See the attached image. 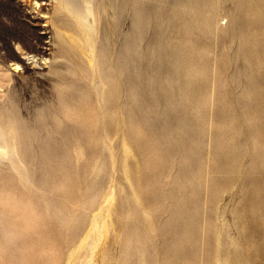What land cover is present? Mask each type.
<instances>
[{"label": "rangeland", "instance_id": "rangeland-1", "mask_svg": "<svg viewBox=\"0 0 264 264\" xmlns=\"http://www.w3.org/2000/svg\"><path fill=\"white\" fill-rule=\"evenodd\" d=\"M60 1L0 0V264H68L110 199L97 264H218V233L224 264H264V0H100L113 139L93 95L60 108L91 60Z\"/></svg>", "mask_w": 264, "mask_h": 264}, {"label": "bare ground", "instance_id": "bare-ground-1", "mask_svg": "<svg viewBox=\"0 0 264 264\" xmlns=\"http://www.w3.org/2000/svg\"><path fill=\"white\" fill-rule=\"evenodd\" d=\"M58 1V0H57ZM106 1V0H105ZM198 3L203 2V0H195ZM255 2L257 0H247V2ZM79 2V1H78ZM83 2V1H82ZM101 1L100 0H84V4L80 5V4H76L73 0H61L60 4L63 6L64 11H65V15L63 17L64 18V27L68 28L69 30H71L75 35H74V39L76 42H82L83 47H85V51L88 53V56L91 57L90 62L87 64L83 63L81 65H79L80 69L82 71V75L83 77L88 80L90 83L89 84H85L83 82L81 87H76V84L74 82H70L72 81L71 77H70V83L69 85L66 86L62 85V83H58L57 89L58 92L60 94L61 100L59 102L60 108L64 105V107L67 105V102H69V100H73L74 102H78V105L81 104L79 103L80 101L82 102V100H86L88 97L90 96H94L97 100V102L99 103V105L102 108V112H103V116H104V128L106 130V134L108 135V137L112 138V134L114 135V132L116 131L117 128H115L116 124H114L113 121H111V119L109 118L108 114L110 112H112V110L110 112H108L110 109L108 107L109 103L112 101V99L114 97H117V88L116 85L114 83V80L112 79V75L110 74V68L109 65L107 63H109V61L106 60L105 58V50L106 48H108V44L111 41L112 36H114V32L115 30L112 28L108 29L106 27H104V25H102L101 28H103L101 30L102 34L101 36V43L99 42V40L97 41V39L94 37V33L96 31V22H95V9L96 6L95 5H100ZM104 2V1H103ZM180 2V1H179ZM246 2V1H245ZM258 2V1H257ZM157 3V2H156ZM190 4V1L187 2V5ZM106 5V4H105ZM169 5V4H168ZM181 5V4H180ZM206 5V4H205ZM101 6V5H100ZM109 6L111 7L110 9H112L111 11L114 12V15L116 16V19H118V15L119 14V10L117 8V3L116 0H109ZM252 6V5H251ZM255 6V5H254ZM253 6V8H254ZM258 6V5H257ZM106 8V7H105ZM246 8V7H245ZM252 8V9H253ZM129 9V8H128ZM209 11V10H208ZM253 11V10H252ZM105 13V12H104ZM107 13V12H106ZM111 13V12H110ZM207 14V13H206ZM253 14V12H252ZM256 14V12H255ZM253 14V15H255ZM101 15V14H100ZM132 15V14H131ZM69 16V17H68ZM106 16V14H105ZM127 16V15H126ZM97 17V15H96ZM114 17V16H113ZM169 17V16H168ZM59 20L62 18L58 17ZM104 18V17H103ZM128 18V17H127ZM209 18V17H208ZM115 19V18H114ZM97 20V19H96ZM112 20V19H111ZM153 20V19H152ZM173 20V19H172ZM208 20V19H207ZM206 20V21H207ZM109 22V20H107ZM142 21V20H141ZM149 21V20H148ZM210 21V20H209ZM215 21V20H213ZM63 22V21H62ZM105 22V21H104ZM116 22V21H115ZM172 22V21H171ZM61 23V22H60ZM120 23V22H119ZM118 23V24H119ZM122 24V23H121ZM107 25V24H106ZM112 25V24H111ZM115 25V24H114ZM120 25V24H119ZM138 25V24H137ZM136 25V26H137ZM183 25V24H181ZM113 26V25H112ZM62 27V26H60ZM130 27V26H129ZM100 28V27H99ZM117 28V27H116ZM119 30V29H118ZM140 30V29H139ZM143 32H145L143 30ZM123 33V32H122ZM165 35V34H163ZM99 36V35H98ZM162 36V35H161ZM167 36V35H165ZM121 38V37H120ZM57 39V38H56ZM113 40L116 38H112ZM123 39V38H122ZM119 39L117 38V41ZM166 40V38H165ZM176 41V40H175ZM179 42V41H178ZM177 42V43H178ZM99 43V44H98ZM116 43V42H115ZM112 44V43H111ZM121 44V43H120ZM60 45V43L58 44ZM115 46V44H113ZM65 46V45H64ZM113 46V47H114ZM62 47V46H60ZM116 47V46H115ZM111 48V47H110ZM75 49V48H74ZM60 50V49H59ZM70 50V49H69ZM77 50V49H76ZM111 50V49H110ZM78 51V50H77ZM115 52V50H113ZM132 51V50H131ZM66 53V52H65ZM71 53V52H70ZM110 53V52H109ZM26 54V53H25ZM111 54V53H110ZM121 54H125L124 49L120 52V50L118 51V56ZM113 55V53H112ZM186 55V54H185ZM72 57V56H71ZM112 58V56H111ZM186 58V57H185ZM83 59V58H82ZM86 59V58H85ZM194 59V58H193ZM192 58L190 59V64H194V60ZM81 60V59H80ZM117 60V59H116ZM188 60V59H187ZM18 61V60H17ZM85 62V60H84ZM112 62V61H111ZM127 61H124L123 63L120 60L116 61V64L119 66L120 69H122L123 67H126L128 64ZM186 63V62H185ZM187 64V63H186ZM18 65V64H17ZM78 65V64H77ZM17 67V66H16ZM58 67V66H57ZM66 67V66H65ZM78 67V68H79ZM116 67V66H115ZM63 68V67H62ZM77 68V69H78ZM48 69V68H47ZM51 69V68H50ZM67 69L68 66H67ZM72 69V68H71ZM70 69V70H71ZM63 70L65 71V69L63 68ZM53 71V70H52ZM57 71V70H55ZM59 72V71H58ZM66 72V71H65ZM70 72V71H69ZM57 73V72H55ZM62 74V73H61ZM65 75V74H64ZM62 75V76H64ZM68 75V74H67ZM66 75V76H67ZM74 75V74H73ZM72 75V76H73ZM77 75V74H75ZM54 76V75H53ZM71 76V74L69 75ZM68 76V77H69ZM65 77V76H64ZM78 77V76H77ZM75 78V77H74ZM73 78V79H74ZM79 78V77H78ZM83 78V79H84ZM63 79V78H62ZM67 79V78H66ZM75 80V79H74ZM85 80V81H86ZM66 81V80H65ZM64 81V82H65ZM68 81V79H67ZM81 81V80H80ZM79 83V82H78ZM2 84V83H0ZM75 84V85H74ZM120 84V83H119ZM78 85V84H77ZM120 87V86H119ZM3 86H0V91L2 90ZM12 88V86H11ZM120 89V88H118ZM171 90V89H170ZM54 91V90H53ZM11 92V91H10ZM14 92V91H13ZM67 92H69V98L66 96L65 97V93L66 95ZM2 93V92H1ZM9 94V93H8ZM13 94V93H12ZM18 96V95H17ZM1 97V94H0ZM120 97V96H119ZM71 98V99H70ZM177 99V97H176ZM160 100V99H159ZM19 101V100H18ZM177 101V100H176ZM86 102V101H85ZM6 103V102H5ZM17 103V102H16ZM10 104V103H9ZM8 104V105H9ZM56 104V102H55ZM57 105V104H56ZM13 106V105H12ZM19 106V105H18ZM51 106V105H50ZM58 106V105H57ZM14 107V106H13ZM23 107V106H22ZM25 107V106H24ZM67 107V106H66ZM54 108V107H53ZM55 109V108H54ZM128 109V108H127ZM45 112V111H44ZM58 112V111H55ZM120 113V112H119ZM1 114V113H0ZM122 114V113H121ZM2 115V114H1ZM13 116V115H12ZM111 116V115H110ZM125 116V115H124ZM123 116V117H124ZM53 117V116H52ZM12 118V117H11ZM45 119V118H44ZM43 120V119H42ZM116 120V119H115ZM202 120V119H200ZM119 123V122H118ZM121 125H119L118 127H120ZM115 128V129H114ZM260 131V130H259ZM78 132V131H77ZM117 132V131H116ZM124 132V131H123ZM263 132V131H262ZM120 133V130L119 132ZM260 134V133H259ZM58 135V134H57ZM77 135V134H76ZM117 136V135H116ZM126 136V135H125ZM73 137V136H72ZM71 137V138H72ZM119 137V136H117ZM264 137V136H262ZM116 138V137H115ZM125 138V137H123ZM76 139V138H75ZM117 139V138H116ZM126 139V138H125ZM124 139L123 141V154L125 156V165L124 168L125 169V174L128 177L129 174V170L128 169V164H126V162H128V159H130L132 156H134V151L131 148V146L129 145V143ZM78 140V138H77ZM110 139H108L107 141H109ZM121 140V139H119ZM75 141V140H74ZM113 141V140H112ZM118 141V140H116ZM243 141V140H242ZM121 142V141H120ZM118 142V143H120ZM89 144H91L90 142H88ZM87 143V144H88ZM110 143V142H109ZM116 142H113V144ZM117 144V143H116ZM75 145V144H74ZM73 145V146H74ZM92 145H90L91 147ZM115 146V144H114ZM121 146V145H120ZM100 147V146H99ZM73 149V148H72ZM92 149V148H91ZM57 156H59L57 153H55ZM249 156V155H248ZM53 158L55 159V156L53 155ZM56 161V160H55ZM53 161V162H55ZM56 163V162H55ZM228 163V162H227ZM225 163V166L227 165V167L231 168V171H235L238 169V165L236 160H231L228 164ZM111 164V163H110ZM224 165V164H223ZM113 166V165H112ZM111 166V168H113ZM122 167V166H121ZM236 167V168H235ZM234 168V169H232ZM114 170V168H113ZM131 171V170H130ZM234 175H236L234 173ZM230 180V179H229ZM238 178H235L233 180H230L229 182H225V185H228L227 191L229 193V195L232 194H237V192L240 190H237L238 187V182H237ZM256 181V180H255ZM240 188V186H239ZM224 190V189H223ZM227 193V192H226ZM225 194V193H223ZM239 194V193H238ZM246 198V197H245ZM113 199H110L109 201H107L106 205H104L102 207V211L95 214L93 219H92V223H91V227L88 231V233L85 235V237L82 239V241L78 244V246H76L73 251H71V254H69V263L68 264H74L75 262H77V259L79 258V256L81 254H83V252H85L86 254L89 253V258L86 260L85 264H97L96 262V258H95V254L98 252V248L100 245H102L105 240L106 237L108 238L107 234H108V229H109V225L106 221V217L112 212V210L114 209V203H112ZM248 200V199H247ZM105 201V200H104ZM228 202V201H227ZM228 206L230 205L229 203L227 204ZM232 207V206H230ZM230 207H227L228 209ZM232 210V209H231ZM253 210V208L251 209ZM250 211V210H249ZM254 211V210H253ZM250 213V212H249ZM248 213V216H249ZM247 214V213H246ZM253 214V212L251 213V215ZM246 217V216H244ZM243 218V217H241ZM248 220V218L246 219V221ZM244 221V219H243ZM249 221V220H248ZM251 222V219L249 221V223ZM246 224V223H245ZM251 224V223H250ZM248 225V224H246ZM250 226V225H249ZM217 239H218V250H217V254H216V261L218 262V264H224L223 262H226V257L223 259L222 256L224 254V243H223V239L221 238V234H217ZM253 241V240H252ZM254 242V241H253ZM102 247V246H101ZM3 248V246L1 247ZM102 249V248H101Z\"/></svg>", "mask_w": 264, "mask_h": 264}]
</instances>
